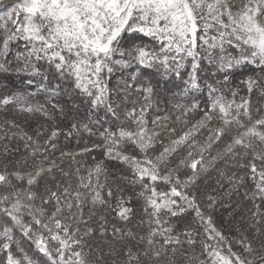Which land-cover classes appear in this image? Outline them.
I'll return each instance as SVG.
<instances>
[{"label":"snow or ice","instance_id":"snow-or-ice-1","mask_svg":"<svg viewBox=\"0 0 264 264\" xmlns=\"http://www.w3.org/2000/svg\"><path fill=\"white\" fill-rule=\"evenodd\" d=\"M0 74L27 85L0 84V143L22 140L32 159L0 171V264H197L198 236L199 264H264V0H0ZM161 102L169 114L149 121ZM57 112L101 142L57 156L58 129L41 144L17 122ZM95 150L91 166L76 159ZM210 173L229 201L244 189L252 239L216 227L223 195L197 199ZM133 197L146 234L109 226L132 223ZM97 233L107 253L85 240Z\"/></svg>","mask_w":264,"mask_h":264},{"label":"trees","instance_id":"trees-1","mask_svg":"<svg viewBox=\"0 0 264 264\" xmlns=\"http://www.w3.org/2000/svg\"><path fill=\"white\" fill-rule=\"evenodd\" d=\"M24 79H27L25 77ZM115 78H113L112 85H115ZM239 82V79L237 80V83ZM0 84H7L9 87H15V89H26L27 85L21 83V78L18 76H11L7 79L4 78L3 74H0ZM31 91H35V86H33ZM40 103L44 102L45 97H38L37 98ZM115 99V97H113ZM183 102V101H182ZM51 111V105L48 106ZM131 107V105H130ZM169 108L170 105H165L163 102L159 104L158 107L155 105L153 106L152 111L148 114L149 121L154 119L157 115L164 116L169 114ZM84 108H81V113L83 114ZM12 116L8 113H5L4 110L0 109V122H2L4 119H11ZM190 118L194 121L195 119H198V116L195 114L191 115ZM17 122L21 124L22 127H24V130L27 131L30 135H33L35 138V129L39 128L42 132H44V135L40 137V143L43 144V141L46 139L45 136L51 133L52 129L54 130L58 129L60 132V135L58 139L55 141L58 145V150L56 152V155L59 156L60 151H68L70 152V148L72 144H75L77 142L80 147H89L91 148L94 144H97L96 141H92V139H89L85 136L83 138L78 137L77 140L74 139V136H78V133L76 130L72 129V124L77 123L76 120L72 118V116H68L65 118L61 114L53 113L51 116L45 117L44 115L40 113L36 114H24L23 116L18 117ZM27 122V126L25 127V123ZM108 125L105 124V127ZM180 126H178L179 129ZM71 131V136L68 135V133ZM95 132V129H93ZM88 133V132H87ZM11 135V133H9ZM85 135V134H84ZM98 143H100L99 140H97ZM3 143H6L8 145L9 150H11L12 154L9 155L7 158L3 155ZM3 143H0V171L4 169L5 165H8L9 170H13L16 168L17 161H19V167L22 168V170H29L30 166L32 165V159L30 157V151L25 150V142L18 139L13 138L9 141H4ZM71 144V145H70ZM18 149V151H17ZM95 155H97L96 159H102L100 151L95 150L91 152ZM27 159V166L24 165V161ZM84 166H91L93 164V157L92 156H82L81 160ZM67 167V164L65 165ZM122 165H118L116 162H108L107 168L109 172V183H113V181H117V177L120 175V169L122 168ZM210 176L212 178L208 177H202L200 181L198 182V185L196 187V194L197 199L201 200L202 202H206V198L208 195L213 196H220L223 195V200L221 203H231V208H224L221 207L220 204H217V210L212 213L214 222L217 228L221 229L226 236H229V238L242 236L244 234H247L249 236V239H252L254 234V229H251L248 227L249 225V209L251 208V204L249 201L245 200L243 197L244 189L240 190V195L237 196L236 194H233L231 196V200L229 201V197L226 194H222L221 191L217 188V185L215 183V174L210 173ZM118 182V181H117ZM167 186L160 185L159 191H166ZM131 191V189L125 190V197L127 198L128 193ZM137 191V189H136ZM132 207L135 211V216L132 220L131 224L124 225L121 221H116L113 219V216H109L108 219L111 223H117L118 226L126 227V228H132L133 230L139 231L141 234H146L147 232V224L143 226L142 229H137L136 225L139 223L141 218L147 219L144 217L143 213V202L137 201L135 197H133L131 204L129 205ZM87 212V209L85 210ZM231 213V215H229ZM191 216L190 214H185L184 218L178 219L173 218L172 223L176 226L177 232H182L185 229L186 224L190 221ZM264 227V225H262ZM239 228V233L236 231V229ZM202 231V230H201ZM85 240L89 245L92 246L93 249H100L103 250V252L107 253L110 250V245L108 242L104 241L103 239L99 238V235L97 233L96 237L88 238L86 237ZM111 238L109 237V241ZM201 237H197V243L194 246L193 249L189 251V254L197 260V264H199L200 261L204 259L203 256H201V243H200ZM253 246L259 250L261 248L260 240H254ZM187 247V246H186ZM87 250V249H86ZM233 250L234 251H241V249L233 244ZM251 258V257H249ZM102 264H112V258L106 256L105 261L102 262Z\"/></svg>","mask_w":264,"mask_h":264},{"label":"bare ground","instance_id":"bare-ground-1","mask_svg":"<svg viewBox=\"0 0 264 264\" xmlns=\"http://www.w3.org/2000/svg\"><path fill=\"white\" fill-rule=\"evenodd\" d=\"M85 134V135H84ZM83 136H85V137H87V138H89V139H92V141H96V143H98V141L97 140H99L100 141V139H99V136L98 135H92V134H89V133H87L86 131H80L79 133H78V136H74V139L75 140H77V138L78 137H80V138H83ZM101 142V141H100ZM71 145V144H70ZM80 149H82V147H80L79 146V144L77 143V142H75V144H72L71 145V148H70V152H73V153H76V152H79L80 151ZM82 156H92V157H97V155H95V154H93V153H87V154H84V155H82ZM82 156H77L76 157V159L77 160H81V157ZM139 191V189L137 188V192ZM143 202V201H142Z\"/></svg>","mask_w":264,"mask_h":264},{"label":"rangeland","instance_id":"rangeland-1","mask_svg":"<svg viewBox=\"0 0 264 264\" xmlns=\"http://www.w3.org/2000/svg\"><path fill=\"white\" fill-rule=\"evenodd\" d=\"M53 130H54V128L52 129V131H53ZM48 135H50V133H49ZM48 135H46L45 138H47ZM58 137H59V136H58ZM57 139H58V138H57Z\"/></svg>","mask_w":264,"mask_h":264}]
</instances>
